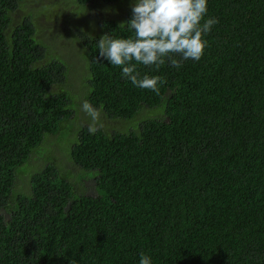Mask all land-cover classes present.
I'll return each mask as SVG.
<instances>
[{"label":"trees","instance_id":"trees-1","mask_svg":"<svg viewBox=\"0 0 264 264\" xmlns=\"http://www.w3.org/2000/svg\"><path fill=\"white\" fill-rule=\"evenodd\" d=\"M21 1L0 0V264H139L141 252L152 264H264V0H208L205 19L219 22L200 60L137 66L166 79L159 94L99 57L103 35H133L119 25L134 0H46L18 19ZM126 3L87 25L94 8ZM70 5L82 18L63 37L68 66L50 59L60 35L43 22L68 20ZM85 100L102 106L94 134Z\"/></svg>","mask_w":264,"mask_h":264},{"label":"clouds","instance_id":"clouds-1","mask_svg":"<svg viewBox=\"0 0 264 264\" xmlns=\"http://www.w3.org/2000/svg\"><path fill=\"white\" fill-rule=\"evenodd\" d=\"M207 11L208 0H134L131 18L119 25L133 35H103L98 42L99 57L120 67L121 76L135 87L159 94L166 79L159 75L141 76L137 66L159 70L167 61L179 69L186 60H200L209 46L205 37L219 22L216 18L205 19ZM82 109L91 118L88 130L94 134L102 106L96 108L85 100ZM139 264H152L151 256L141 252Z\"/></svg>","mask_w":264,"mask_h":264},{"label":"rangeland","instance_id":"rangeland-1","mask_svg":"<svg viewBox=\"0 0 264 264\" xmlns=\"http://www.w3.org/2000/svg\"><path fill=\"white\" fill-rule=\"evenodd\" d=\"M42 1H45V2L42 3ZM71 2H72V0H49L50 4L51 3H53V4L58 3L60 8L66 7ZM45 3H46V0H23V1H21V4H22L21 5V10L19 11L17 18L21 19L22 18L21 15H23V14H24V16L32 15L34 17L36 15V13H38L39 11L44 10V8L46 7L44 5ZM127 5H129V4L126 3V4H123V6L120 5V4L118 6H105V5H102L98 9L94 8L92 10V12L89 14V17L87 19H85V20H87V25L91 24V23L97 24V22H98L97 18H101V19L105 18L106 19V18H110L111 17L110 15L116 16L115 19H119V18H121L123 12L125 11V7ZM101 9H103V10L101 11ZM79 10H81L79 7L70 5L68 7L67 12L71 16H70V18L68 20L60 19V20L54 21L53 23H47V20L43 22V24H51L52 26H56V32L60 35L59 36V40H58L59 45L56 46V43H54V48L55 49L53 51L54 53H52L50 55V59H51L52 55L56 56L57 58H59L60 60L65 62V64H68V66H69V64H73L74 63V60H75L74 57H70L72 54H74V49L70 47L71 46V42H69L68 39L64 40L63 37L68 36V34L70 32V26H75V23L76 24H80L79 23L80 21L77 20L79 18H82V17H78L77 16V12ZM94 13L96 15V18L91 16V15H94ZM72 16L74 18H72ZM72 19L76 21V22L73 23L74 25L70 24V22H72ZM46 38H48V39L52 38V35L49 34V36H46ZM72 66H74V65H72ZM67 75H68V78L66 79L67 81H66L65 85L66 86H72V85H74L77 82L78 84H75L74 88H72V89L75 92L76 97L77 96L80 97V95L82 94V91H83V83L81 84L79 82L83 81V78L79 77L78 78L79 80H77V78H75V76H74L73 70H70V74L68 72ZM69 75L71 77H73L74 80L70 81ZM66 92H69V91L66 90ZM75 108H76V110H80L81 111L80 104H78ZM103 122H105V121H103ZM66 131L67 130L65 128L61 134L64 135L66 133ZM70 143H71V140L69 138L67 141H64V143H62V142L59 143V145H60V147L62 146L61 147L62 150L67 151L68 148H69ZM36 168L37 167H34V165H32V168L28 169V172H27L28 175H30L31 173H34ZM68 168H70V166L65 164V163L61 164V168H59L57 166V173H58V175H59V177L61 179H65V177H67V176L70 179H74L75 178L74 172L71 169H68ZM88 186L90 188L88 194L92 195V196H97L98 194H97V191L95 190V184L91 181V182L88 183Z\"/></svg>","mask_w":264,"mask_h":264}]
</instances>
